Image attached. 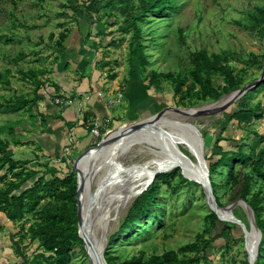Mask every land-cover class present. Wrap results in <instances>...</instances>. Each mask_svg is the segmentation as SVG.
I'll list each match as a JSON object with an SVG mask.
<instances>
[{"label": "rangeland", "instance_id": "1", "mask_svg": "<svg viewBox=\"0 0 264 264\" xmlns=\"http://www.w3.org/2000/svg\"><path fill=\"white\" fill-rule=\"evenodd\" d=\"M172 1V10L163 15L147 14L144 21L137 22L148 64L133 88L127 83L136 44L129 13L139 11L141 0H0V189L17 185L11 194L18 195L38 178L48 181L70 174L77 188L73 167L84 153L71 155L72 148L65 145L59 157L40 156L42 149L37 143L42 139L44 117H49L43 102L61 109L76 105L81 111L82 102L96 93L97 100L117 112L118 120L102 125L92 115L81 126L90 132L91 123L97 122L104 136L166 108L213 103L202 100L201 87L192 75L191 53L195 51H203L210 61L230 72L234 86L228 90L222 82L227 90L221 97L260 77L264 0ZM92 6L97 12L87 9ZM93 70L103 88L94 91L90 86L79 94L78 101L72 94L90 80ZM152 71L162 75L155 85L149 82ZM207 78L216 79L204 74L203 79ZM119 94L121 100L117 101ZM182 122L199 129L206 166L215 163L222 152L239 148L246 153L258 151L264 148V81L218 115L164 118L160 131L174 134V140L181 142L179 150L192 163L181 155L182 165L196 171L197 161L189 150L194 147ZM100 139L92 144L96 146ZM161 141L154 135L137 136L92 161L86 195L92 198L89 218L93 240L104 244V255L111 264H122L140 253L146 261L164 252H173L180 259L196 257L195 264L248 263L242 229L234 222L220 220L232 227L223 238L213 239L206 216L214 212L202 186L181 173L170 147ZM172 170L178 172L169 183L156 179V175ZM27 173L30 178L21 183ZM209 175L215 184L213 196L222 208L232 206V214L248 230L250 215L240 197L245 182L250 190L246 198L258 194L264 216V179L251 173L249 161L234 164L232 171L219 165ZM150 180L158 182L157 194L133 212L130 230L122 227L128 209ZM47 194L35 210L20 219H8L0 211V264L49 263L52 253L40 240L38 211L47 204L48 195L57 200L66 197ZM260 262L264 264V258ZM68 264H89L84 244L71 247Z\"/></svg>", "mask_w": 264, "mask_h": 264}, {"label": "trees", "instance_id": "2", "mask_svg": "<svg viewBox=\"0 0 264 264\" xmlns=\"http://www.w3.org/2000/svg\"><path fill=\"white\" fill-rule=\"evenodd\" d=\"M37 1L43 2L44 0ZM93 6L87 9L95 13L97 9L93 8ZM173 8L174 3L172 0H141L139 11L129 13L131 19L130 25L135 28L134 36L136 40V44L131 52L132 70L128 79L129 86L136 87L140 73L148 64L147 55L144 53L143 46L139 42L140 30L137 27V22L144 21L143 19L147 14L163 15ZM263 11L264 9L262 10V15ZM191 61L194 66L192 75L195 83L201 87L202 100L209 99L217 101L221 97L222 91L225 92L227 90L221 86L222 82L227 84L228 90L234 86V81L228 69L218 62L210 61L203 51L191 53ZM204 74L215 75L216 79H203ZM159 76L162 75L152 71L149 82L152 85L157 84ZM142 88L145 89L146 86H142ZM259 117L261 115H257V118ZM248 161L251 173L258 178L264 179V148L247 153L241 148L235 152H222L219 154V159L215 163L207 166L208 172L212 174L219 165H223L232 171L234 164H246ZM177 172L178 170H172L170 173H161L156 175V179L167 184ZM29 175V173L25 174L20 182L25 183L30 178ZM72 175L70 174L63 179L52 178L48 181H44L42 177L38 178L31 187L23 190L18 195L11 194L17 185H9L5 189H0V211L5 213L7 218L11 220L20 219L26 212L35 210L41 200L45 198V193L54 194L56 192L58 195H62L61 198H63V195L66 197L63 200H57L47 194V204L43 205L40 211H38L39 222L37 227L40 240L46 250L52 253V256H49L50 260L48 264H68L71 247L77 243L83 244L82 239L78 236L75 201L76 187L72 184ZM209 179L214 192L215 184L210 175ZM158 187V182H152L136 197L123 219L122 227L129 226L128 229H131V224L129 223L131 222L133 212L142 209L145 202H150L157 194ZM249 191V183L247 181L241 191L240 197L252 211L254 224L261 234L255 264H262L260 260L264 258V216H262V207L260 206L261 198H259L258 194H253L250 199H247L246 197ZM214 200L216 205L222 208L215 194ZM206 218L213 232V239L223 238L232 227V224L229 223L230 221L222 222L214 213L208 214ZM234 218L237 219L235 216ZM237 220L240 221L239 219ZM104 259L107 264H111L110 259L105 255ZM197 262L198 258L196 257L180 259L173 252H164L162 255H153L146 261H142V253H140L138 256H131L129 260H126L122 264H195Z\"/></svg>", "mask_w": 264, "mask_h": 264}, {"label": "water", "instance_id": "3", "mask_svg": "<svg viewBox=\"0 0 264 264\" xmlns=\"http://www.w3.org/2000/svg\"><path fill=\"white\" fill-rule=\"evenodd\" d=\"M263 81H264V60H263V65H262V73L260 77L253 83L246 85L245 87L239 90L233 91L227 96L220 97L217 101H214L213 103H210V104H206L205 106H200L197 108H188V109L166 108V109L161 110L157 114H154L150 117L137 121L136 123L139 125L135 129L124 130V128H118L116 130L108 131L104 136L101 137L99 143L96 146H93L92 148L87 150L79 158V160L73 167V170L77 174V188H76V196H75L77 228H78V236L83 241L84 249H85L89 264H107L104 259V244L102 243L96 246L95 243H92V241L90 240L88 235L83 231V228H82V202H81L82 192L84 190L85 177L88 175V169L91 166V163H92V160L95 154L99 150H101V153L104 151L111 150L118 143L124 140L132 139V138L139 136V134L143 130L142 129L143 127H146L154 123V121H156L157 119L163 116L188 120V119H193V118H198V117L218 115L222 113L223 111H225L228 107H230L239 98L244 96L247 92L258 87ZM182 126H184V129L186 130L185 135L187 139H190V142L192 143L194 147V148L190 147L189 150H190V153L196 158V161H197L196 164L198 166L196 170H197L199 177L201 176V179L199 180L203 181L205 185V187L203 186L202 188L204 195L207 198V200L212 203V205L216 206L214 196L212 194L211 184L208 179V168L206 166V161L204 159V140L201 136L199 129L194 124L188 123V122L187 123L182 122ZM168 142H167V145L168 144L171 145L170 153L179 152L192 165L190 160L186 156H184L179 150L178 144L181 143L179 140L172 139L170 143ZM99 155L100 154H97L95 158H98ZM84 157H89V158L86 160V163L84 166V174L83 176H81V179H79L80 178L79 165L81 163L82 158ZM151 181L152 180H150L149 183L146 184V186L140 191V193H142L147 188V186L151 183ZM90 199L91 197L88 198V202H90ZM242 202L247 207L248 213L250 215L249 231L246 230L245 226L240 221L234 218V216L232 215V206L225 207V209L228 212L229 220L238 224L240 228L242 229L246 242L248 238L251 237L255 249H254V253L252 254V256L250 255L249 251L246 250L247 262L248 264H255L254 261H256L257 250H258V245L260 243L261 234L254 224L252 211L250 210V208L246 205L244 201ZM89 205L90 203L88 204V206ZM216 216L219 220H222L221 217H219L217 214Z\"/></svg>", "mask_w": 264, "mask_h": 264}, {"label": "crops", "instance_id": "4", "mask_svg": "<svg viewBox=\"0 0 264 264\" xmlns=\"http://www.w3.org/2000/svg\"><path fill=\"white\" fill-rule=\"evenodd\" d=\"M91 74L90 80L86 83L80 84V88L77 93L72 94L77 96L79 101V94L83 93L86 89L90 90H102L103 86L98 83V74L95 70L89 72ZM87 80V79H86ZM128 83V81H127ZM76 86L75 89H77ZM65 95V94H64ZM93 98H92V97ZM88 100L83 101L80 108L77 106H69L68 108L61 109L54 105H49L43 102L45 110H48L47 115L49 117H44L45 126L43 127V135L41 140L38 141L37 145L41 146L42 151L41 157L44 155H56L61 156L62 149L65 145H69L72 150L71 155L82 152L85 153L87 150L92 148L93 138L90 132L86 131L84 127L81 126V122L86 120L88 117H95L100 124L102 123H115L118 119L116 116V111L106 108L103 101L97 100L96 93H93ZM73 97V96H72ZM86 118V119H85ZM72 125V127H71Z\"/></svg>", "mask_w": 264, "mask_h": 264}, {"label": "bare ground", "instance_id": "5", "mask_svg": "<svg viewBox=\"0 0 264 264\" xmlns=\"http://www.w3.org/2000/svg\"><path fill=\"white\" fill-rule=\"evenodd\" d=\"M206 105V104H205ZM205 105H202V106H205ZM164 118H166V116H163L159 119H157L156 121H154V123L146 126V127H143L142 129V132L139 134V136H143V135H154L156 137H159V139H161L162 143L167 145V142L170 143V141L172 139H175L173 136L174 134L173 133H167V132H164V131H160V127H161V123L162 121L164 120ZM137 122V121H136ZM136 122H132V123H126V124H123L121 125L119 128H124V130H129V129H135L138 127L139 124H137ZM182 124V123H181ZM125 134V133H124ZM185 141H187V139H184ZM189 144V143H188ZM192 144V143H191ZM167 146H169L171 148V145L168 144ZM197 150V149H196ZM103 153V152H102ZM97 154H101V150H99L95 156ZM172 156V158L174 159L173 161L175 162V166L177 168L180 169L181 173H183V175H186V177L189 179L190 177V180L198 183L199 185L205 187L204 185V182L199 180L201 179V176L199 177L198 173H197V170L194 171V168L191 166H187V167H184L182 165V156L179 152H175V153H171L170 154ZM94 156V155H92ZM93 158L92 161H95L97 158ZM100 156V155H99ZM89 157H84L82 158L81 160V163L79 165V171H80V178L81 179V176H83L84 174V166H85V163H86V160L88 159ZM91 167V166H90ZM198 167V166H197ZM208 179H209V172H208ZM88 175L85 177V184H84V190L82 192V198H81V202H82V228H83V231L88 235V237L90 238V240L92 241V243H95V245H100L102 244V242H98L96 240H93L92 238V234L90 232L91 230V221H90V212H91V207H92V198L90 199V202H87L88 201V197L86 195V187H87V183H88ZM209 182H210V179H209ZM206 198V197H205ZM206 201H207V204L209 205L210 207V210L213 211L214 213H216L219 217H221V219L224 221V220H228V221H231L229 220V215H228V212L226 211L225 208H221V207H218L217 205L214 206L212 205V203L210 201L207 200L206 198ZM90 203V205L88 206V204ZM216 204V203H215ZM232 222V221H231ZM94 231V230H93ZM249 231V230H248ZM254 245H253V242H252V239L251 237L248 238L247 242H246V250L249 251L250 255L252 256V254L254 253ZM255 262V261H254Z\"/></svg>", "mask_w": 264, "mask_h": 264}, {"label": "built area", "instance_id": "6", "mask_svg": "<svg viewBox=\"0 0 264 264\" xmlns=\"http://www.w3.org/2000/svg\"><path fill=\"white\" fill-rule=\"evenodd\" d=\"M117 101L121 100V95L119 94L117 96ZM61 101H56V103H60ZM90 134L92 136L93 139H98L101 138L103 136V134L100 131V125L97 122H93L90 125Z\"/></svg>", "mask_w": 264, "mask_h": 264}]
</instances>
